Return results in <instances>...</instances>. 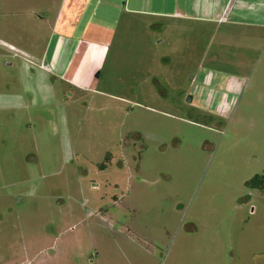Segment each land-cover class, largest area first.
<instances>
[{"label": "rangeland", "instance_id": "1", "mask_svg": "<svg viewBox=\"0 0 264 264\" xmlns=\"http://www.w3.org/2000/svg\"><path fill=\"white\" fill-rule=\"evenodd\" d=\"M36 2L0 0V264H264V0L117 12L91 91L28 54Z\"/></svg>", "mask_w": 264, "mask_h": 264}, {"label": "crops", "instance_id": "2", "mask_svg": "<svg viewBox=\"0 0 264 264\" xmlns=\"http://www.w3.org/2000/svg\"><path fill=\"white\" fill-rule=\"evenodd\" d=\"M230 1L37 0L36 5L44 12V17L37 18V26L48 30L50 35L42 54L34 57L32 48L28 54L40 62L39 69L60 79L68 88L91 91L114 39L117 12L147 11L151 17L167 23H242L238 14L242 5L233 14L232 8H228ZM101 7L97 17L94 12ZM69 47L70 54L64 58Z\"/></svg>", "mask_w": 264, "mask_h": 264}, {"label": "trees", "instance_id": "3", "mask_svg": "<svg viewBox=\"0 0 264 264\" xmlns=\"http://www.w3.org/2000/svg\"><path fill=\"white\" fill-rule=\"evenodd\" d=\"M103 168L104 165L101 166V169ZM247 185L251 189L264 191V174L255 176L254 178H252L250 181L247 182Z\"/></svg>", "mask_w": 264, "mask_h": 264}, {"label": "water", "instance_id": "4", "mask_svg": "<svg viewBox=\"0 0 264 264\" xmlns=\"http://www.w3.org/2000/svg\"><path fill=\"white\" fill-rule=\"evenodd\" d=\"M189 101L191 102V99L189 98Z\"/></svg>", "mask_w": 264, "mask_h": 264}]
</instances>
